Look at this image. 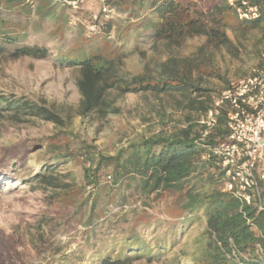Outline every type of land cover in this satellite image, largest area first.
Instances as JSON below:
<instances>
[{"label": "trees", "instance_id": "16d2710c", "mask_svg": "<svg viewBox=\"0 0 264 264\" xmlns=\"http://www.w3.org/2000/svg\"><path fill=\"white\" fill-rule=\"evenodd\" d=\"M112 1L114 7L128 16L119 31L120 41H126L130 31H134L137 42L147 38L170 42L178 37L203 35L219 45L230 43L218 29L207 26L200 18H191V12L209 18L215 25L228 26L229 18L235 21L231 25L237 29L258 30L264 41V0H249L260 9L259 17L250 22L238 21L226 3L219 0ZM17 12L22 16L35 13L38 18L50 19L61 26L71 16L70 9L52 0H36L32 4L26 0H0V53L11 48L13 57L44 59L47 57L44 48L19 47L21 34L13 30L19 25L10 21ZM103 26L108 33L112 23L104 22ZM92 37L55 58L59 65L80 69L78 116L105 114L106 92L111 88L121 94L179 93L187 110L185 126L130 142L114 156L98 155L94 160L91 152H85L87 166L83 168V180L93 192L78 206V210H83V232L87 241L91 236L96 239L97 229L105 224L114 232L111 239V231L102 229L96 251L98 260L94 264H125L139 259L161 260L164 264H264V254L257 248V245L264 248V211L241 205L221 190L222 172L211 153V148L227 141L225 110L221 111L213 132L201 139L196 120L209 108L212 96L192 83L189 68L182 74L173 65V58H169L160 65L158 80L143 76L116 78L112 71L116 59L100 53L106 37L102 40L97 35ZM3 115L20 121L26 117L39 118L61 127L67 123L42 101L0 93V116ZM26 153L25 148L1 149L0 179L9 175L4 171L6 168L23 169ZM48 153L49 158L36 163L37 172L29 174L26 183L34 182L51 190L68 188L66 176L58 174L56 168L72 161L73 154L57 152L56 146L50 147ZM166 191L182 193L175 204L177 212L172 215V222L154 219L148 212ZM135 201L143 208L130 207ZM109 205L117 208L118 214H110ZM195 224L201 225V230L180 242L183 232ZM18 247L13 236L4 238L0 233V264H16L22 257ZM93 247H97L95 243Z\"/></svg>", "mask_w": 264, "mask_h": 264}, {"label": "rangeland", "instance_id": "374dc122", "mask_svg": "<svg viewBox=\"0 0 264 264\" xmlns=\"http://www.w3.org/2000/svg\"><path fill=\"white\" fill-rule=\"evenodd\" d=\"M111 1L105 0L115 9L116 15L108 19L101 12L100 0H84L80 9L70 10L71 16L61 26L50 19H40L35 13L22 16L17 12L11 15L13 19L9 18L19 25L13 29L21 34L19 47L44 48L47 57H13L11 48L2 51L0 93L42 101L67 122L61 127L39 118L26 117L20 121L7 115L0 116V152L10 147L27 150L25 167L19 170L6 168L4 171L9 175L0 179V233L4 238L13 236L18 241L22 257L16 264L97 262L102 229L111 231V239L114 232L105 224L97 229L96 239L91 236L88 241L83 232V210H78V206L93 192L83 180V168L87 166L85 152H91L94 160L98 155L114 156L130 142L186 125V101L174 92L121 94L111 88L106 92L108 107L105 114L78 116L80 69L57 64L55 58L60 52L73 51L93 35L101 40L105 36L100 53L116 59L112 70L116 78L143 76L158 80L160 65L173 58L175 68L182 74L189 68L192 83L208 90L212 97L248 75L264 52V41L258 30L237 29L231 25L235 21L229 18L228 26L215 25L209 18L192 12L191 18H200L207 26L218 29L230 43L219 45L203 35L178 37L170 42L149 38L137 42L134 31H130L126 41H120L119 31L128 16ZM108 21L112 26L106 33L103 24ZM53 146L57 147V152L74 156L72 161L56 168L58 174L66 176L69 187L51 190L38 187L34 182L26 183L29 174L37 172L36 163L49 158L48 149ZM181 194L166 191L148 211L149 215L164 222L174 221L172 215L177 212L175 204ZM134 206L143 208L139 201L130 207ZM111 207L110 214H118L119 210ZM78 211L80 214H76ZM72 222L75 223L72 225ZM190 228L183 232L180 242L187 235L199 232L201 225ZM94 243L97 247H93ZM125 264H164V261L139 259Z\"/></svg>", "mask_w": 264, "mask_h": 264}, {"label": "built area", "instance_id": "2783aa9c", "mask_svg": "<svg viewBox=\"0 0 264 264\" xmlns=\"http://www.w3.org/2000/svg\"><path fill=\"white\" fill-rule=\"evenodd\" d=\"M32 4L36 0H26ZM54 4L76 11L84 0H52ZM240 22L256 20L260 9L249 0H224ZM103 16L113 18L116 11L100 0ZM74 21V18H72ZM225 110L227 141L211 148L222 172L221 190L241 205L264 211V52L248 75L231 83L215 97L196 120L201 139L213 132L221 111ZM206 156H203L204 159ZM264 254V248L257 245Z\"/></svg>", "mask_w": 264, "mask_h": 264}]
</instances>
